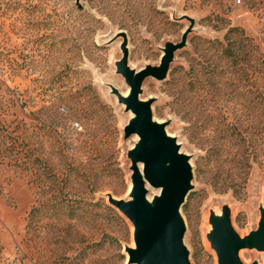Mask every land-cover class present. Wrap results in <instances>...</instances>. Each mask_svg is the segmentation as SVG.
Here are the masks:
<instances>
[{"label": "rangeland", "instance_id": "374dc122", "mask_svg": "<svg viewBox=\"0 0 264 264\" xmlns=\"http://www.w3.org/2000/svg\"><path fill=\"white\" fill-rule=\"evenodd\" d=\"M174 46L137 99L190 167L186 260L219 264L215 222L260 231L264 0H0V264H129L134 225L109 199L133 202L135 171L150 206L162 190L132 157L118 63L158 68ZM236 256L264 264V239Z\"/></svg>", "mask_w": 264, "mask_h": 264}, {"label": "water", "instance_id": "95a60500", "mask_svg": "<svg viewBox=\"0 0 264 264\" xmlns=\"http://www.w3.org/2000/svg\"><path fill=\"white\" fill-rule=\"evenodd\" d=\"M177 48L168 47L163 54L158 68L145 67L134 73L127 69V53L118 63V73L129 86L126 97L118 100L126 110L135 116V120L126 128V134H135L141 141L132 150V157L143 163L142 174L146 182L162 193L150 206L145 201V190L140 174L133 175V202L126 203L109 199V203L121 211L134 225L135 250H128L129 264H188L186 251L182 246L184 233L179 209L187 196L190 186V167L186 157L178 153L174 141L167 137L163 126L151 120L150 105L140 102L137 95L141 80L151 76L162 81L166 65L172 52ZM264 239V222L260 231L239 240L231 230L228 222L214 223L212 244L219 264H240L236 252L252 245H260Z\"/></svg>", "mask_w": 264, "mask_h": 264}, {"label": "bare ground", "instance_id": "6f19581e", "mask_svg": "<svg viewBox=\"0 0 264 264\" xmlns=\"http://www.w3.org/2000/svg\"><path fill=\"white\" fill-rule=\"evenodd\" d=\"M128 93H129V90L127 91V93H125L124 95H123V97H126L127 95H128ZM133 117H135L133 114H131ZM138 138V137H137ZM139 139V138H138ZM141 166H143V164L141 165ZM139 172L141 173V170H139ZM155 193V192H154ZM147 200V199H146ZM152 200V199H151Z\"/></svg>", "mask_w": 264, "mask_h": 264}]
</instances>
